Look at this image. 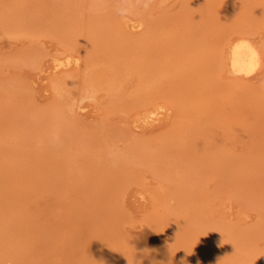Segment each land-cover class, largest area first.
<instances>
[{"label": "rangeland", "instance_id": "obj_1", "mask_svg": "<svg viewBox=\"0 0 264 264\" xmlns=\"http://www.w3.org/2000/svg\"><path fill=\"white\" fill-rule=\"evenodd\" d=\"M0 259L264 264V0H0Z\"/></svg>", "mask_w": 264, "mask_h": 264}, {"label": "bare ground", "instance_id": "obj_2", "mask_svg": "<svg viewBox=\"0 0 264 264\" xmlns=\"http://www.w3.org/2000/svg\"><path fill=\"white\" fill-rule=\"evenodd\" d=\"M259 48L260 46L257 47L247 39H240L235 43H233L230 48V54H229L230 67L233 70V72H236V74L238 73L240 75L241 74L246 75L257 71V69L262 64V57H263ZM73 63L77 64L78 58H76L75 60L72 59L70 56L65 60L56 58L54 68L58 69L62 66L64 68L65 66H70V64Z\"/></svg>", "mask_w": 264, "mask_h": 264}]
</instances>
